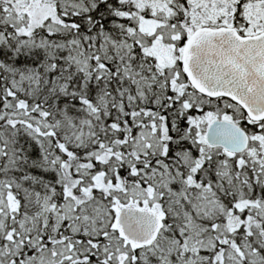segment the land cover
I'll return each mask as SVG.
<instances>
[{"label":"snow or ice","instance_id":"snow-or-ice-1","mask_svg":"<svg viewBox=\"0 0 264 264\" xmlns=\"http://www.w3.org/2000/svg\"><path fill=\"white\" fill-rule=\"evenodd\" d=\"M0 264H264V0H0Z\"/></svg>","mask_w":264,"mask_h":264}]
</instances>
